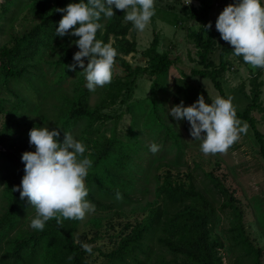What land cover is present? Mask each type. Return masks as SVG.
<instances>
[{"label": "trees", "instance_id": "16d2710c", "mask_svg": "<svg viewBox=\"0 0 264 264\" xmlns=\"http://www.w3.org/2000/svg\"><path fill=\"white\" fill-rule=\"evenodd\" d=\"M71 2L6 0L1 8L6 24H0V37L8 34L9 39L0 46V264H95L97 253L109 264H264V244L248 231L245 208L238 190L227 186L232 177L223 171L222 160L199 148L191 153L182 133L186 120L168 115L172 106L191 105L200 95L208 104L213 101L191 78L210 80L219 96L229 99L224 85L235 56L232 46L220 49L219 65L211 60L221 38L213 18L216 0H176L185 27H197L188 38L197 49L198 68L174 87L169 74L180 58L161 50L157 33L142 53L146 64L133 66L126 57L138 53L137 40L129 38L136 29L123 10L102 18L96 38L111 43L118 55L111 82L95 92L85 87L82 69L66 67L79 50L73 43L78 37L55 36L63 15L56 9ZM259 3L264 8V1ZM209 21L212 28L206 30ZM262 77V71L254 72L250 94L245 84L240 89L248 104L241 111L232 109L252 128L264 160V135L253 117L261 107ZM142 78L152 81L150 95L136 100ZM126 115L130 125L121 132ZM44 126L59 129L61 142L64 132L71 133L93 162L84 181L86 199L95 206L87 230H81L83 219L59 214L43 231L32 229L35 210L13 191L24 175L22 153L35 151L28 133ZM153 142L160 146L155 154L149 151ZM117 191L122 200L115 199ZM251 207L264 232L260 204ZM221 211L230 212L229 234ZM106 240L109 247L100 244ZM82 244L90 245L92 253ZM234 253L236 263L229 261Z\"/></svg>", "mask_w": 264, "mask_h": 264}, {"label": "clouds", "instance_id": "9594fccd", "mask_svg": "<svg viewBox=\"0 0 264 264\" xmlns=\"http://www.w3.org/2000/svg\"><path fill=\"white\" fill-rule=\"evenodd\" d=\"M154 5L155 0H73L57 8L63 15L55 36L78 37L73 43L79 50L72 57L73 63L66 66L68 70L82 69L85 87L91 92L109 84L118 53L111 43L96 38L98 30L103 28L101 19L115 16L114 9L123 10L125 21L143 32L155 15ZM204 28L210 30L212 22ZM215 29L232 46L242 65L264 72V8L259 0H234L226 5L215 21ZM168 115L189 123L190 135L200 141V151L205 155H224L248 132L247 125L237 121L231 99L220 96L211 104L205 102L203 95L188 106L181 101L170 108ZM28 135L35 151L22 153L24 175L13 191L20 193L21 200L27 198L35 210L30 227L43 231L46 222L58 214L64 219L82 220L95 210L86 199L88 189L84 181L93 163L84 155L86 146L69 132H64L61 142L60 130H49L47 126L33 127ZM159 147L153 142L149 151L155 154ZM115 199H123L119 191ZM81 247L92 253L90 245Z\"/></svg>", "mask_w": 264, "mask_h": 264}, {"label": "rangeland", "instance_id": "374dc122", "mask_svg": "<svg viewBox=\"0 0 264 264\" xmlns=\"http://www.w3.org/2000/svg\"><path fill=\"white\" fill-rule=\"evenodd\" d=\"M186 2L187 0H181V2ZM195 1V0H191ZM264 1V0H263ZM6 0H0V12L2 5ZM233 3V1H223L216 0V11L213 13L214 25L215 21L221 12V10L228 4ZM189 4V3H188ZM155 15L151 18L149 25L143 32L131 31L129 38L136 39L138 42V53L131 54L126 57L127 61L133 66L145 65L146 62L142 58V53L150 47L154 40V34L157 33L162 39L161 50H170L173 57H179V62L171 69L169 74V84L175 86L178 80L182 79L184 76H190L193 69L198 68V57L197 49L193 42L189 40V32L197 29L195 26L189 24L187 28L185 27L187 22L183 17L181 10V5L176 3V0H155ZM172 7V9H171ZM5 19V18H4ZM2 20V21H1ZM0 24H6V19H0ZM18 25V22L16 23ZM8 28V26L6 25ZM20 29L19 27H17ZM8 30V29H7ZM9 39L8 34L2 35L0 37V46ZM228 44V42L223 41L221 38L217 42V47L215 52L211 55V60L219 65L220 59V49ZM232 66L235 70L229 71L225 77V92L228 98L232 101V108L236 111H241L248 104L247 100L242 97L240 89L243 84H245V92L250 94V79L252 78L254 72L252 69L242 65L240 58L231 57ZM261 80L264 83V72ZM191 83L194 86L207 92L212 100H214L220 93L215 89L213 84L208 79H202L200 77L191 78ZM152 81L147 78H142L139 80V89L136 92L137 98H146L150 95ZM95 101V100H94ZM253 117L257 120V127L260 132L264 135V87L262 88L261 96V107L253 112ZM239 121L242 125L246 124L248 127L247 134L238 139V142L232 146L224 155H212V158H219L222 160V168L224 172H227L232 180L227 183V186H232L238 190L237 197L241 200L245 212L246 218L245 223L247 225L248 231H251L253 237H257L259 241L264 244V237L262 236L264 232L261 231L259 224L255 221L254 210L251 207L253 202L260 204L261 211L264 213V160L260 155V145L258 144L255 135L253 133L250 125L245 121ZM185 128L182 130L185 139L190 143V152L193 153L197 148L200 149V141L194 140L190 135L189 129L190 125L187 121L184 122ZM130 125V117L125 116L121 125V132L125 131ZM194 155V154H193ZM201 175V172H199ZM153 198V195L150 196ZM221 201V198L218 197ZM223 218V227L225 232L229 234L228 229L231 228V218L230 212L221 211L219 213ZM92 212L85 215L81 223V230H87L89 225L87 221L91 218ZM105 243V246L109 247V241L101 242ZM99 244V245H100ZM96 246V245H92ZM238 253H234L229 261L236 263ZM95 264H109L107 260L103 259L98 253L94 257ZM225 264H228L225 261Z\"/></svg>", "mask_w": 264, "mask_h": 264}, {"label": "built area", "instance_id": "2783aa9c", "mask_svg": "<svg viewBox=\"0 0 264 264\" xmlns=\"http://www.w3.org/2000/svg\"><path fill=\"white\" fill-rule=\"evenodd\" d=\"M188 3H189V0H187V4ZM233 70H235V67L234 66L231 67V71H233Z\"/></svg>", "mask_w": 264, "mask_h": 264}]
</instances>
